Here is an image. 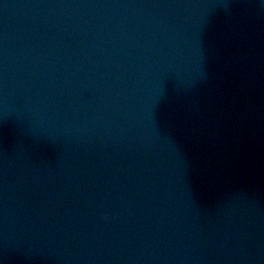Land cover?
<instances>
[{"label":"water","instance_id":"water-1","mask_svg":"<svg viewBox=\"0 0 264 264\" xmlns=\"http://www.w3.org/2000/svg\"><path fill=\"white\" fill-rule=\"evenodd\" d=\"M0 264H264V0H0Z\"/></svg>","mask_w":264,"mask_h":264}]
</instances>
